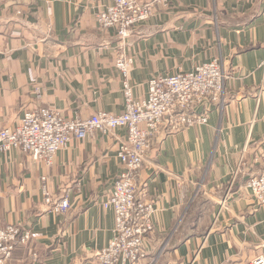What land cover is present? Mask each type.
I'll return each mask as SVG.
<instances>
[{
	"label": "crops",
	"instance_id": "1",
	"mask_svg": "<svg viewBox=\"0 0 264 264\" xmlns=\"http://www.w3.org/2000/svg\"><path fill=\"white\" fill-rule=\"evenodd\" d=\"M111 0H0V131L42 108L67 121L124 110L119 55L145 100L148 82L218 62L228 79L208 121L158 136L137 176L153 233L139 264H244L264 258V207L243 183L264 153V0H168L121 44L96 16ZM126 132L72 139L50 166L0 153V225L28 232L7 264H95L113 237L103 208L122 172ZM242 171L232 182L235 170ZM45 195L49 203L45 200ZM67 198L70 209L51 208Z\"/></svg>",
	"mask_w": 264,
	"mask_h": 264
},
{
	"label": "built area",
	"instance_id": "2",
	"mask_svg": "<svg viewBox=\"0 0 264 264\" xmlns=\"http://www.w3.org/2000/svg\"><path fill=\"white\" fill-rule=\"evenodd\" d=\"M167 2L111 0V4L97 14L96 21L102 30H113L123 44L134 34L135 26L146 21L156 7ZM132 65V60L123 55L115 61L123 79L124 110L119 115L97 113L76 122L42 108L25 112L16 126L0 131V153L18 151L47 166L72 139L82 140L95 131L102 134L114 130L126 132L117 150L122 172L102 204L104 209L113 212V237L95 256V264H139L146 258L147 240L154 229V208L138 196V173L158 136L173 135L207 123L209 111L203 109L197 114V108L206 104L222 105L228 79L222 66L211 61L196 66L191 72L151 79L146 99L136 100L129 82ZM261 67L264 68V61ZM260 160L261 172L248 178L243 187L259 207H264V153ZM240 173L239 166L232 182ZM45 200L49 203L46 195ZM51 209L65 214L70 209L68 199L63 198ZM30 240V233L22 232L18 226L0 225V264H7L17 247L28 246ZM244 264H264V258L257 256Z\"/></svg>",
	"mask_w": 264,
	"mask_h": 264
},
{
	"label": "rangeland",
	"instance_id": "3",
	"mask_svg": "<svg viewBox=\"0 0 264 264\" xmlns=\"http://www.w3.org/2000/svg\"><path fill=\"white\" fill-rule=\"evenodd\" d=\"M260 165H261V160H260ZM240 166V170L242 171V166L241 165H239ZM101 251V250H100Z\"/></svg>",
	"mask_w": 264,
	"mask_h": 264
}]
</instances>
